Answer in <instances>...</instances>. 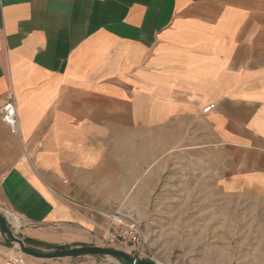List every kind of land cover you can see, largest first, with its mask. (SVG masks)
Returning <instances> with one entry per match:
<instances>
[{
    "label": "crops",
    "instance_id": "crops-1",
    "mask_svg": "<svg viewBox=\"0 0 264 264\" xmlns=\"http://www.w3.org/2000/svg\"><path fill=\"white\" fill-rule=\"evenodd\" d=\"M12 94L0 211L25 237L104 245L120 211L144 229L142 259L240 264V205L249 242L264 229V0H0V105ZM193 195L185 238L205 246L174 254ZM1 243L0 264L55 260Z\"/></svg>",
    "mask_w": 264,
    "mask_h": 264
},
{
    "label": "rangeland",
    "instance_id": "rangeland-1",
    "mask_svg": "<svg viewBox=\"0 0 264 264\" xmlns=\"http://www.w3.org/2000/svg\"><path fill=\"white\" fill-rule=\"evenodd\" d=\"M192 197H193L192 198V203H193L192 211H186V214H185V211H180V212L177 211L175 218H174L175 232H176L175 233V238H176L175 241L177 242L176 245L181 247L180 250L175 251L174 254L177 252L189 253L190 251L194 250L193 248H195V247H198V246L201 247L202 245L205 246V244H198V243H190L189 244V242H187V237L185 238V235H188V234L199 235V228L198 227L184 226L185 220H188L190 218V219H192V222H194V220H197V218H199V214H200L199 210L196 209V207H194V204L199 202L200 195H193ZM224 213H226L227 215H231V216L234 215L235 216L236 211L233 213L231 211L224 212ZM257 213H259V212H257ZM212 215H214V212L212 213ZM128 216H130V215H128ZM130 217H132V216H130ZM132 218L134 219V217H132ZM233 219H234V226H235L234 230H236L238 227L239 234H240V243H239L240 264H248L249 260L247 259L248 258L247 254L250 251H253L255 249L257 251V253H259L260 247H261V252L263 251V247H264V242H263L264 233L263 232H264V229L260 225V223L262 221L256 222V228L255 229L252 228V239L249 242V239H248L249 229H248L247 205L246 204L240 205V218L239 219L233 218ZM225 220H227V219H225ZM13 221H15V220L13 219ZM237 223H238V226H237ZM15 230H17V229L15 228ZM17 232H19V231H17ZM25 236H29V235L25 234ZM253 236H256L255 240L253 239ZM259 236H261V237L259 238ZM0 241H2L1 244H4V246L7 247V249L3 248L4 249L3 252H5L4 256H7L6 258H11V259L18 258L20 261H23V262L25 260H28V259L29 260H40V259L34 258L33 256H29V255L23 253L22 251H20L21 252L20 254L16 255L15 253H12L9 251L10 249H13V247H11L10 244L6 240H4L1 236H0ZM111 244L112 243L108 242L102 246L123 250V251L131 254L132 256H135L129 247L125 246L123 248H118L119 246H117L116 244H115L116 246H112ZM146 244H147V242H146ZM27 245L31 248L36 249V250L50 251V249H48L44 246L38 245V244H33V243L29 244L28 243ZM84 245H92V244H84ZM84 245H80V246H84ZM186 245L188 247H186L184 249L183 246H186ZM67 246H69V245H67ZM147 249L148 248L146 246V249H145L146 253L148 251ZM197 251H198V249H197ZM94 260H98V261H100L102 263H106V264L109 262H111L112 264H123L122 262L117 261L116 259H113L110 257H100V256L67 257V258H59V259H55V260H46V261L41 260L40 262H43L46 264H51V263L52 264H93ZM151 261H153V260H151ZM25 262H26V264L30 263L28 261H25ZM260 262H261V264H264V259L259 261V259L257 258L255 260H252V262L250 264H260Z\"/></svg>",
    "mask_w": 264,
    "mask_h": 264
},
{
    "label": "water",
    "instance_id": "water-1",
    "mask_svg": "<svg viewBox=\"0 0 264 264\" xmlns=\"http://www.w3.org/2000/svg\"><path fill=\"white\" fill-rule=\"evenodd\" d=\"M0 229L1 235L11 247L15 248L16 244L20 246V250L30 256L40 259H59L67 257H82V256H100L110 257L122 262L123 264H157L151 260L141 259L131 254L109 247H103L99 244L84 245V246H54L51 244L39 242L37 240L27 238L22 232H17L7 217L0 211ZM17 233V234H16ZM38 244L44 246L50 251L36 250L29 247L27 244Z\"/></svg>",
    "mask_w": 264,
    "mask_h": 264
},
{
    "label": "built area",
    "instance_id": "built-area-1",
    "mask_svg": "<svg viewBox=\"0 0 264 264\" xmlns=\"http://www.w3.org/2000/svg\"><path fill=\"white\" fill-rule=\"evenodd\" d=\"M215 107V104H209L203 108L204 113H208ZM0 113L3 121L9 126L12 132H19V116L16 99L12 94L10 98L6 99L0 105ZM7 217L9 223L12 224L11 219L18 220V218L12 214ZM107 242L114 243L118 248L129 247L136 257H141L142 253L146 249V240L144 236L143 227L130 216H125L117 211L107 226V230L104 231L102 236Z\"/></svg>",
    "mask_w": 264,
    "mask_h": 264
},
{
    "label": "bare ground",
    "instance_id": "bare-ground-1",
    "mask_svg": "<svg viewBox=\"0 0 264 264\" xmlns=\"http://www.w3.org/2000/svg\"><path fill=\"white\" fill-rule=\"evenodd\" d=\"M13 224H14L15 228L17 229V231H20V227L22 226V222L20 220H15V221H13ZM14 249L21 251L20 246L18 244H16Z\"/></svg>",
    "mask_w": 264,
    "mask_h": 264
}]
</instances>
